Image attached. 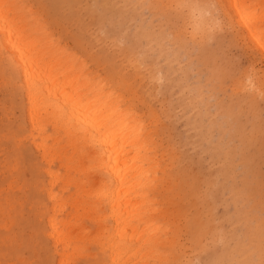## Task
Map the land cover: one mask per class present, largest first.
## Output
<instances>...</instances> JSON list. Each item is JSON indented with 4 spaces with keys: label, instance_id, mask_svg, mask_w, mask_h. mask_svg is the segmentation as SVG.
<instances>
[{
    "label": "rangeland",
    "instance_id": "374dc122",
    "mask_svg": "<svg viewBox=\"0 0 264 264\" xmlns=\"http://www.w3.org/2000/svg\"><path fill=\"white\" fill-rule=\"evenodd\" d=\"M26 1L39 10L62 43L80 54L84 52L99 57L100 71L112 67L122 73L140 100H136L138 110L144 113L147 109L152 111L149 121L156 127L164 149L162 163L169 167L166 173L173 174L184 196L182 205L188 224L180 229V242L186 254L183 264H264L263 65L242 28L223 10V2L201 0L209 10L208 17L215 19L212 20L214 25L208 28V37L203 40L199 35L191 37L187 18L189 5L186 3L169 5L166 0ZM159 39L163 42L160 43ZM2 55L0 53V264H56L58 252L47 234L46 219L52 206L47 197V165L30 142L26 101L18 82L14 81L15 72ZM251 72L262 75L263 81L258 89L247 83ZM47 131L52 133L50 127ZM224 135L226 137L223 138ZM58 164L59 160H54L51 169L65 174ZM53 189L67 199L75 190L69 186L62 191L60 184ZM260 196L261 199L258 198ZM65 208L58 217H68L73 211L71 205ZM204 213L207 215L202 216ZM192 218L196 219L197 225L194 241ZM82 222L88 235L93 236L98 224L88 218H83ZM85 246L90 248L86 247L75 263L98 264L102 257L99 248L93 242ZM198 249L206 252L199 253Z\"/></svg>",
    "mask_w": 264,
    "mask_h": 264
},
{
    "label": "bare ground",
    "instance_id": "6f19581e",
    "mask_svg": "<svg viewBox=\"0 0 264 264\" xmlns=\"http://www.w3.org/2000/svg\"><path fill=\"white\" fill-rule=\"evenodd\" d=\"M217 1L223 2V10L231 15V18L233 17L242 28L245 37L259 53L264 75V0ZM178 2H180L179 5L184 3L189 5L187 18L191 27V30L189 29L191 37L195 38L199 35L204 40L209 26L214 25L212 20H215L208 17L209 10L201 0H166L169 5L170 3L178 4ZM169 5L166 6L169 7ZM218 26L217 28L220 29ZM137 28L139 29L136 27V30ZM0 53L15 72L14 81L18 82L26 101V116L32 137L30 142L40 152L41 159L47 165L45 169L49 187L47 197L52 203L50 214L46 219L47 234L55 251L58 252L56 264H76L77 257L82 255L86 247H89L85 246L88 242H93L102 254V257L98 259V264H183L186 254L182 247L183 243L180 242V229L182 225L188 224V218L186 219L185 210L183 211L182 189L179 182L175 181L173 174L166 173V168L169 169V167L162 163L164 149L157 137L156 127L149 121L153 113L149 109L146 113L138 110L136 100H140L131 88L128 79L112 67H106L100 71L98 69L101 62L99 57L84 52L80 54L72 50L65 42L62 43L61 38L55 36L50 30L48 22L41 16L39 10L26 0H0ZM137 62L139 63L138 60ZM132 64L134 65V62ZM135 68L137 69V66ZM146 72L149 71L146 70ZM248 78L249 82L247 79L246 82L256 89L263 81L262 75H257L256 72H251ZM48 127L52 129V133H48ZM54 160H59L58 167L63 168L65 174L61 175L51 169L50 166ZM57 184H60L62 191L73 186L74 194L70 195L69 199L59 196L53 189ZM258 198L261 199V196ZM208 201L210 202L211 199ZM67 205L69 207L71 205L73 211L68 217H58ZM208 208L204 209L209 211ZM205 214L207 215L204 213L202 216ZM83 218H88L98 224L93 236L88 235L85 223L82 222ZM217 218L218 216L216 220ZM190 224H192L193 231L195 230L194 241L196 219L192 218ZM197 228L201 233L200 228ZM205 231L206 226H204ZM258 235L257 239H259ZM202 239L204 240V237ZM198 250L196 251L199 253L200 251L206 252L202 249ZM195 252L192 253L195 254Z\"/></svg>",
    "mask_w": 264,
    "mask_h": 264
}]
</instances>
